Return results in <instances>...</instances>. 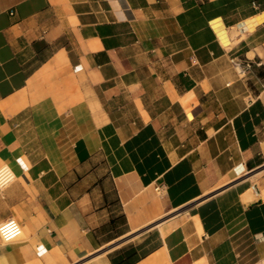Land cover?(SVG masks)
<instances>
[{
  "label": "crops",
  "instance_id": "crops-1",
  "mask_svg": "<svg viewBox=\"0 0 264 264\" xmlns=\"http://www.w3.org/2000/svg\"><path fill=\"white\" fill-rule=\"evenodd\" d=\"M3 164L0 264H264V0H0Z\"/></svg>",
  "mask_w": 264,
  "mask_h": 264
},
{
  "label": "built area",
  "instance_id": "built-area-1",
  "mask_svg": "<svg viewBox=\"0 0 264 264\" xmlns=\"http://www.w3.org/2000/svg\"><path fill=\"white\" fill-rule=\"evenodd\" d=\"M231 62L234 65L235 69L237 70V73L241 77L247 76L249 72L251 71V69L253 68V63L249 59H243L241 57L234 56L231 58ZM9 177H11L10 180H9ZM15 180H16V174L14 173L12 168L7 164L1 165L0 166V183H2L3 186H0V188L7 187L11 183H13ZM5 181L7 182L4 183ZM161 188L162 187L160 185L156 187L158 191L161 190Z\"/></svg>",
  "mask_w": 264,
  "mask_h": 264
},
{
  "label": "trees",
  "instance_id": "trees-1",
  "mask_svg": "<svg viewBox=\"0 0 264 264\" xmlns=\"http://www.w3.org/2000/svg\"><path fill=\"white\" fill-rule=\"evenodd\" d=\"M136 254L135 250H129L124 252L122 255H119L117 258L113 259L114 264H132L134 257Z\"/></svg>",
  "mask_w": 264,
  "mask_h": 264
},
{
  "label": "clouds",
  "instance_id": "clouds-1",
  "mask_svg": "<svg viewBox=\"0 0 264 264\" xmlns=\"http://www.w3.org/2000/svg\"><path fill=\"white\" fill-rule=\"evenodd\" d=\"M11 179V177H9V180ZM7 181H5L4 183H6ZM0 186H3V184L2 183H0Z\"/></svg>",
  "mask_w": 264,
  "mask_h": 264
},
{
  "label": "rangeland",
  "instance_id": "rangeland-1",
  "mask_svg": "<svg viewBox=\"0 0 264 264\" xmlns=\"http://www.w3.org/2000/svg\"><path fill=\"white\" fill-rule=\"evenodd\" d=\"M157 222H159V221H157Z\"/></svg>",
  "mask_w": 264,
  "mask_h": 264
},
{
  "label": "bare ground",
  "instance_id": "bare-ground-1",
  "mask_svg": "<svg viewBox=\"0 0 264 264\" xmlns=\"http://www.w3.org/2000/svg\"><path fill=\"white\" fill-rule=\"evenodd\" d=\"M246 27V26H245Z\"/></svg>",
  "mask_w": 264,
  "mask_h": 264
}]
</instances>
